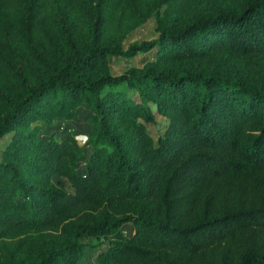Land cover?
Masks as SVG:
<instances>
[{
	"label": "trees",
	"instance_id": "trees-1",
	"mask_svg": "<svg viewBox=\"0 0 264 264\" xmlns=\"http://www.w3.org/2000/svg\"><path fill=\"white\" fill-rule=\"evenodd\" d=\"M49 1L0 0V137L20 125L0 154V237L57 230L64 240L42 245L32 263L5 264H82L81 238L105 244L95 264H264V87L152 63L117 74L85 70L164 43L177 56L201 53L206 42L264 52V0L218 7L179 28L164 25L156 9L154 37L122 47L99 44L94 33L85 52L59 60L34 35ZM16 41L46 68L43 78L24 76ZM121 84L138 100L114 89ZM149 101L168 118L154 137ZM80 104L88 108V154L71 134L40 138L28 126L70 119Z\"/></svg>",
	"mask_w": 264,
	"mask_h": 264
},
{
	"label": "rangeland",
	"instance_id": "rangeland-1",
	"mask_svg": "<svg viewBox=\"0 0 264 264\" xmlns=\"http://www.w3.org/2000/svg\"><path fill=\"white\" fill-rule=\"evenodd\" d=\"M243 1L164 0L159 3L158 0H101L100 2L96 0H50L40 13V20L35 26L34 35L39 41L40 48L48 57L54 60L70 59L74 53L85 52L94 33L97 35L99 44L122 47L132 40L140 41L154 37L156 31L153 14L156 9L164 25L179 28L191 19L210 14L218 7L230 10ZM212 33L213 36L209 38V42L220 36V31ZM205 44L207 48L201 53L177 56L170 53L171 44L164 43L159 48L155 47L147 52L136 53L129 58L110 56L93 60L85 70L90 75L103 70L117 74L129 67L140 68L144 64L152 63L170 73L182 70L217 72L264 87L263 51L235 52L222 46H213L207 42ZM14 46L25 59L23 73L30 83L43 78L47 73L46 68L41 67L27 55L21 41H16ZM114 89L123 91L132 100H138L133 88L121 84ZM147 104L154 115L155 123H146V128L154 137L162 133L168 118L158 111L154 102L149 101ZM111 105L113 108L115 102ZM87 114L88 108L80 104L70 119H50L48 123L31 120L28 126L37 125L36 136L40 138L52 136L58 139L71 134L88 154L90 145L87 143L89 129V124L85 120ZM26 118L27 115L22 116V125ZM19 126L13 125L11 131L0 137V154L11 133ZM82 164V161L78 163L77 170H82ZM51 180L53 182L62 181L68 189L64 177L53 175ZM122 230L130 234L131 225L124 224ZM63 240L64 237L57 230H48L42 238L37 232L9 233L0 237V264L32 263L35 253L42 245L61 243ZM80 240L86 242L82 264H95L96 251L105 244L101 242L102 240L95 238H81ZM211 252L213 254L216 252L214 246L204 253L202 259L212 257Z\"/></svg>",
	"mask_w": 264,
	"mask_h": 264
}]
</instances>
